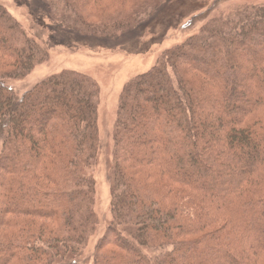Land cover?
Masks as SVG:
<instances>
[{"label": "trees", "instance_id": "16d2710c", "mask_svg": "<svg viewBox=\"0 0 264 264\" xmlns=\"http://www.w3.org/2000/svg\"><path fill=\"white\" fill-rule=\"evenodd\" d=\"M96 1L44 0L53 22L89 37L123 31L159 3L95 27L78 3ZM1 57L11 71L0 74L21 78L44 55L0 6ZM185 68L206 83H190ZM97 98L95 82L74 71L51 75L20 98L0 85V230L11 232L0 231V264L77 258L94 218V185L84 170L98 151ZM263 113L264 3L213 19L125 84L111 183L116 222L130 241L111 231V244L125 249L103 263L264 264ZM142 171L169 184L158 192L135 182ZM141 248L171 250L151 263Z\"/></svg>", "mask_w": 264, "mask_h": 264}, {"label": "rangeland", "instance_id": "374dc122", "mask_svg": "<svg viewBox=\"0 0 264 264\" xmlns=\"http://www.w3.org/2000/svg\"><path fill=\"white\" fill-rule=\"evenodd\" d=\"M150 1L154 0H97L96 6L93 7H83L82 3H78V13L87 16L89 25L97 27L104 20L114 21L120 16L129 17L144 11L149 8ZM262 3L264 0H159L156 7L148 9V15L132 18L133 26H126L127 28L120 32L109 31L105 35L89 37L76 35L53 22L49 17L52 14L51 8L44 0H0V6L7 15L44 55L43 60L36 62L21 78H8L0 74V85L10 89L20 98L43 79L62 71H74L89 77L98 88V151L94 164L84 170L94 185L91 207L94 218L88 227L86 240L76 255L77 258L73 260L74 256L69 252L63 260L56 258L52 264H104V256L120 254L121 249H125L111 244L114 238L111 234L113 230L119 231L122 238L130 241L116 222L111 183V169L115 161L114 128L119 96L125 84L150 70L165 51L185 43L213 19L227 17L242 5ZM5 61L8 60L0 58L2 74L11 71L10 67H4ZM186 70V78L190 83H206L202 75L195 70ZM234 84L235 80H232L230 86ZM127 166L128 164L122 163L124 169ZM133 178L135 182L141 181L158 192L164 183L169 184L165 177L155 175L154 172L149 175L148 172L142 171ZM45 188L52 189V186ZM36 221L49 225V222L43 219L37 218ZM261 230L264 231V225ZM0 231L3 232L2 237L11 234L4 229ZM140 250L152 263L157 256L170 251L171 248ZM221 262L219 261V264Z\"/></svg>", "mask_w": 264, "mask_h": 264}]
</instances>
